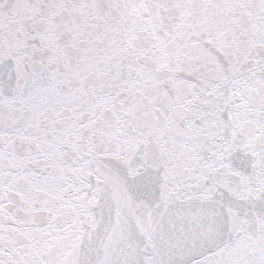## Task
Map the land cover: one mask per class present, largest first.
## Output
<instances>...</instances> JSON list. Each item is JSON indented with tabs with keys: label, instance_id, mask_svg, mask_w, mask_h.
Segmentation results:
<instances>
[{
	"label": "snow or ice",
	"instance_id": "1",
	"mask_svg": "<svg viewBox=\"0 0 264 264\" xmlns=\"http://www.w3.org/2000/svg\"><path fill=\"white\" fill-rule=\"evenodd\" d=\"M0 264H264V0H0Z\"/></svg>",
	"mask_w": 264,
	"mask_h": 264
}]
</instances>
